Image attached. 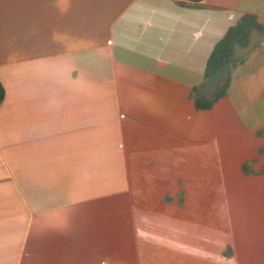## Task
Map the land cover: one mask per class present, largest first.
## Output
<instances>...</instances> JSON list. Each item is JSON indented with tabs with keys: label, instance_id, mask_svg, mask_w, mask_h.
<instances>
[{
	"label": "crops",
	"instance_id": "1",
	"mask_svg": "<svg viewBox=\"0 0 264 264\" xmlns=\"http://www.w3.org/2000/svg\"><path fill=\"white\" fill-rule=\"evenodd\" d=\"M247 14L264 0H0V264H264V28L196 106ZM179 159L246 192L239 230H170Z\"/></svg>",
	"mask_w": 264,
	"mask_h": 264
},
{
	"label": "rangeland",
	"instance_id": "2",
	"mask_svg": "<svg viewBox=\"0 0 264 264\" xmlns=\"http://www.w3.org/2000/svg\"><path fill=\"white\" fill-rule=\"evenodd\" d=\"M179 161L171 168L167 167L163 177H172L173 181H176L175 186L178 185L177 183H182L186 189L159 190L158 195L162 193L166 195L158 200L161 205L156 202L159 214L177 215L174 217V227L171 225L170 230L174 233L188 232L191 242L198 241L199 235H202L201 231H206L207 234L213 236L215 232L226 233L236 227L239 230L240 222L234 221L235 218L230 214L239 212L236 202L239 197L246 198V192L243 195L244 191L237 190L236 187L224 181L223 175L212 174L207 166H198L197 162L194 164L191 162L186 169L187 161L184 159H179ZM144 176L146 179L142 184L150 186L148 180L150 175ZM150 191L149 189L142 190V193L148 195ZM152 209L154 210L153 207ZM176 219L184 221L176 223L178 222Z\"/></svg>",
	"mask_w": 264,
	"mask_h": 264
},
{
	"label": "trees",
	"instance_id": "3",
	"mask_svg": "<svg viewBox=\"0 0 264 264\" xmlns=\"http://www.w3.org/2000/svg\"><path fill=\"white\" fill-rule=\"evenodd\" d=\"M191 5H197L206 0H187ZM258 23L255 15L247 14L242 17L237 25L231 27L221 41L215 46L208 59L205 77L207 79L216 76L222 69L229 68V72L220 85L212 99H197L196 106L201 110H208L213 105L225 97L231 84V68L236 65L234 50L236 46L246 47L249 44L250 34L254 29H263ZM5 99V88L0 81V105ZM246 171V167H245Z\"/></svg>",
	"mask_w": 264,
	"mask_h": 264
}]
</instances>
